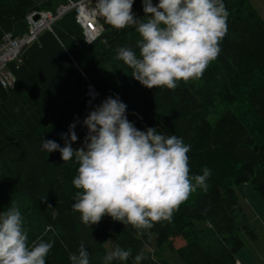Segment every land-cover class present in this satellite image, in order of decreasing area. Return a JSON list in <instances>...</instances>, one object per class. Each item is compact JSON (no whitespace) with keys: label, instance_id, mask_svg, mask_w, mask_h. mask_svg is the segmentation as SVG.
<instances>
[{"label":"trees","instance_id":"16d2710c","mask_svg":"<svg viewBox=\"0 0 264 264\" xmlns=\"http://www.w3.org/2000/svg\"><path fill=\"white\" fill-rule=\"evenodd\" d=\"M66 3L0 0V37L23 35L31 10L55 11ZM224 3L229 15L221 52L200 78L181 80L175 89L143 86L118 59L120 47L139 52L134 26L117 30L99 18L102 31L88 42L74 9L27 47L19 65L8 64L16 85L0 84V211L19 206L29 246L40 239L55 241L46 264H70L69 253H77L81 242L91 264H102L117 246L131 249L127 264L141 252L142 264H238L243 235L257 239L240 196L264 205V20L250 0ZM132 10L136 18L147 19L142 0ZM89 84L101 100L118 94L138 129L157 127L191 145L190 176L201 175L205 167L216 173L170 221L137 230L105 215L90 228L73 211L78 164L74 158L63 162L59 151L47 153L41 144L44 138L64 145L61 133L87 110ZM219 163L230 171L231 183Z\"/></svg>","mask_w":264,"mask_h":264},{"label":"clouds","instance_id":"9594fccd","mask_svg":"<svg viewBox=\"0 0 264 264\" xmlns=\"http://www.w3.org/2000/svg\"><path fill=\"white\" fill-rule=\"evenodd\" d=\"M133 4L134 0H95L91 14L117 30L135 27L139 52L120 47L117 57L143 86L175 89L181 80L198 79L221 52L229 15L224 0H158L155 4L142 0L146 20L136 18ZM82 124L88 130L83 147L72 146L78 139L75 124L61 133L63 146L43 138L41 147L47 153L59 151L63 162L73 158L77 162L72 183L79 191L72 209L85 226L91 228L108 215L137 230L148 229L155 222L170 221L192 192L207 187L209 168L190 176L191 145L182 137L158 132L157 127L138 129L127 118V105L118 94L94 106ZM57 214L53 212V218ZM54 243L40 239L29 246L19 206L13 203L0 211V264H46ZM131 255V249L117 246L104 255L102 264H127ZM68 258L70 264H91L85 242ZM144 259L138 253L133 264Z\"/></svg>","mask_w":264,"mask_h":264},{"label":"built area","instance_id":"2783aa9c","mask_svg":"<svg viewBox=\"0 0 264 264\" xmlns=\"http://www.w3.org/2000/svg\"><path fill=\"white\" fill-rule=\"evenodd\" d=\"M69 0L67 4H61L55 11L37 9L31 10L27 16V31L21 36H14L11 32L5 33L0 37V84L5 88H14L16 77L12 70L7 66L9 63L17 65L23 61V56L27 46L33 43V40L46 31H53V25L63 17L67 12L74 9L76 20L82 26L86 40L92 42L102 31L98 17L91 14L95 0ZM89 92L96 93L95 88L89 85ZM93 97V96H92Z\"/></svg>","mask_w":264,"mask_h":264},{"label":"rangeland","instance_id":"374dc122","mask_svg":"<svg viewBox=\"0 0 264 264\" xmlns=\"http://www.w3.org/2000/svg\"><path fill=\"white\" fill-rule=\"evenodd\" d=\"M38 1L44 2L46 0H38ZM90 1L91 0L86 1V4H88ZM68 2H69V0H68ZM250 2L253 5V7L255 8L258 15L264 20V0H250ZM153 3L154 4L158 3V0H153ZM137 4H138V0L137 1L134 0V4H133L132 8L134 9L135 6H137ZM37 39L38 38L34 39L33 43ZM27 47H26V49H27ZM26 49H25V51H26ZM86 96H87V103H86L87 110L85 112H83L82 114H76L73 121H72V124H75L74 130H77L76 134L78 137L77 141L72 143L74 148H81L84 145L85 136H86L88 130L82 124L83 119L86 117L88 112L94 108V106L99 105L103 101L99 97V94L97 96L92 97L91 93L88 90H86ZM218 166H220V168L218 169V170H220V173L222 172L224 175H227L226 180H227L228 184L231 183V180L229 177L230 171L227 170L226 165L224 163H219ZM215 176H216V173L212 172L210 177L206 181V184H207L206 189L212 183L213 178H215ZM193 183H194V181H193ZM203 189L204 188L198 187L194 192H192L189 195V197L182 204L190 202V200H192V198ZM240 203H241V206H242L244 212L247 214V216L249 218L248 221H249L250 225L252 224L254 226V229L257 232V239H252L249 235L244 234L243 239L245 241V247L242 251H245L246 255L241 254V255H239V257L249 256L250 254H254L257 264H264V205L261 204L258 206L255 203V201L252 202L249 197L247 198V197H243V196H240ZM176 213L177 212L174 211L175 215H176ZM175 241L178 245L182 243L181 239H175ZM164 255H165V257L169 255V253L166 251V248L164 249ZM172 263L176 264L174 262H172Z\"/></svg>","mask_w":264,"mask_h":264},{"label":"crops","instance_id":"0c3cea01","mask_svg":"<svg viewBox=\"0 0 264 264\" xmlns=\"http://www.w3.org/2000/svg\"><path fill=\"white\" fill-rule=\"evenodd\" d=\"M241 254L246 255V252L241 251L240 253H238L237 255L238 264H257L254 254H250L249 256L239 257V255Z\"/></svg>","mask_w":264,"mask_h":264},{"label":"bare ground","instance_id":"6f19581e","mask_svg":"<svg viewBox=\"0 0 264 264\" xmlns=\"http://www.w3.org/2000/svg\"><path fill=\"white\" fill-rule=\"evenodd\" d=\"M55 10H56V9H55ZM22 54H23V53H21V55H20V56H22ZM91 95H92V96H94V94H91Z\"/></svg>","mask_w":264,"mask_h":264},{"label":"water","instance_id":"95a60500","mask_svg":"<svg viewBox=\"0 0 264 264\" xmlns=\"http://www.w3.org/2000/svg\"><path fill=\"white\" fill-rule=\"evenodd\" d=\"M78 129V128H77ZM79 130V129H78ZM75 132L77 133V130H75Z\"/></svg>","mask_w":264,"mask_h":264}]
</instances>
